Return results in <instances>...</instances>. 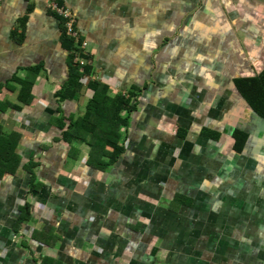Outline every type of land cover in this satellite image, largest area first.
<instances>
[{"label":"crops","instance_id":"obj_1","mask_svg":"<svg viewBox=\"0 0 264 264\" xmlns=\"http://www.w3.org/2000/svg\"><path fill=\"white\" fill-rule=\"evenodd\" d=\"M49 1H0V104L21 107H0L21 158L0 180V264H264V118L237 83L264 73V0H61L93 65L73 101ZM18 79L33 81L26 105ZM94 81L143 89L103 170L63 137Z\"/></svg>","mask_w":264,"mask_h":264},{"label":"trees","instance_id":"obj_2","mask_svg":"<svg viewBox=\"0 0 264 264\" xmlns=\"http://www.w3.org/2000/svg\"><path fill=\"white\" fill-rule=\"evenodd\" d=\"M60 38L62 45L68 51V63L70 67V78L65 81L60 88L59 94L62 100H77L82 88L84 76H92L93 65L89 52L81 48L82 38L72 37L66 34L61 25ZM85 60L84 66L75 58ZM19 85L20 90L17 95V102L26 105L31 99V79H18L14 81ZM239 90L248 101L249 106L261 117L264 118V73L255 79L238 80ZM89 87L93 90L94 96L88 102L85 112L78 116L76 120H71L69 129L63 132L64 139L73 144L75 141L86 143L89 148L91 160L96 169H107L115 164L125 152L123 140L126 139L131 125V115L137 109V102L133 100L143 91L140 87H131L126 94L111 95L109 87L98 81L90 82ZM16 110L21 109L19 105H11L8 102L0 104L2 110L10 107ZM63 128L66 126L64 118L58 119ZM0 126V180L6 175H14L19 170L21 158L16 152L20 135L15 132H2ZM248 135L242 131L236 133L238 150L243 149V145ZM35 163L23 166L29 173L30 190H36L34 168ZM20 216L17 219V227L30 220V205L25 203L20 208Z\"/></svg>","mask_w":264,"mask_h":264},{"label":"built area","instance_id":"obj_3","mask_svg":"<svg viewBox=\"0 0 264 264\" xmlns=\"http://www.w3.org/2000/svg\"><path fill=\"white\" fill-rule=\"evenodd\" d=\"M1 1V0H0ZM48 7L53 10L55 13H57L62 19L64 20V26L66 34L72 37L79 38V32L76 30L75 24L76 19H74V16L72 12L70 11L69 7L66 6L64 3H62L61 0H50L48 3ZM87 42L83 41L81 44V48L86 49ZM77 62L81 64V66H84L85 60L80 59L79 57H76L75 59ZM89 79L88 76H85L83 78V82H87Z\"/></svg>","mask_w":264,"mask_h":264},{"label":"rangeland","instance_id":"obj_4","mask_svg":"<svg viewBox=\"0 0 264 264\" xmlns=\"http://www.w3.org/2000/svg\"><path fill=\"white\" fill-rule=\"evenodd\" d=\"M87 44H88V43H87ZM1 129H2V132H4V133H6V132H7V133H8V131H7V130H5V128H3V127H2Z\"/></svg>","mask_w":264,"mask_h":264},{"label":"clouds","instance_id":"obj_5","mask_svg":"<svg viewBox=\"0 0 264 264\" xmlns=\"http://www.w3.org/2000/svg\"><path fill=\"white\" fill-rule=\"evenodd\" d=\"M64 29H65V26H64ZM84 77H85V76H84ZM84 77H83V78H84ZM88 77H89V76H88ZM88 80H89V79H88ZM82 82H83V80H82ZM83 83H84V82H83Z\"/></svg>","mask_w":264,"mask_h":264}]
</instances>
